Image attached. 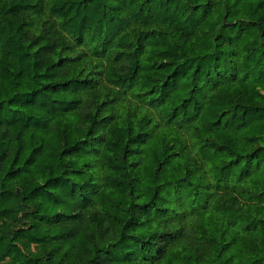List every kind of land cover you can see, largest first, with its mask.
<instances>
[{"label":"trees","instance_id":"1","mask_svg":"<svg viewBox=\"0 0 264 264\" xmlns=\"http://www.w3.org/2000/svg\"><path fill=\"white\" fill-rule=\"evenodd\" d=\"M0 264H264V0H0Z\"/></svg>","mask_w":264,"mask_h":264},{"label":"rangeland","instance_id":"2","mask_svg":"<svg viewBox=\"0 0 264 264\" xmlns=\"http://www.w3.org/2000/svg\"><path fill=\"white\" fill-rule=\"evenodd\" d=\"M183 145V144H182Z\"/></svg>","mask_w":264,"mask_h":264}]
</instances>
